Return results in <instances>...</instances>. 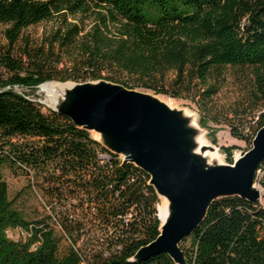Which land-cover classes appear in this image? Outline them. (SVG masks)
<instances>
[{
    "label": "trees",
    "instance_id": "obj_1",
    "mask_svg": "<svg viewBox=\"0 0 264 264\" xmlns=\"http://www.w3.org/2000/svg\"><path fill=\"white\" fill-rule=\"evenodd\" d=\"M43 22L53 25L41 39L26 34ZM0 24V264H176L167 254L132 260L161 233L149 174L13 87L104 79L190 99L211 118L233 70L252 113L264 108V0H0ZM255 124L253 133L241 124L232 134L253 145L264 113ZM234 148H224L230 162ZM6 164L35 175L49 219L28 222L13 208ZM189 238L188 264H264V199L215 201Z\"/></svg>",
    "mask_w": 264,
    "mask_h": 264
},
{
    "label": "water",
    "instance_id": "obj_2",
    "mask_svg": "<svg viewBox=\"0 0 264 264\" xmlns=\"http://www.w3.org/2000/svg\"><path fill=\"white\" fill-rule=\"evenodd\" d=\"M48 83L59 86L42 104L89 131L105 149L122 155L125 164L147 172L160 200L168 201L160 235L133 262L167 254L176 264H188L182 243L205 221L215 201L239 197L255 203L264 198L256 185L264 161V126L251 149L223 163L203 155L215 147L202 141L194 115L172 108L158 94L104 79L47 81L37 88L41 91Z\"/></svg>",
    "mask_w": 264,
    "mask_h": 264
},
{
    "label": "rangeland",
    "instance_id": "obj_3",
    "mask_svg": "<svg viewBox=\"0 0 264 264\" xmlns=\"http://www.w3.org/2000/svg\"><path fill=\"white\" fill-rule=\"evenodd\" d=\"M52 25L53 22L40 23L27 29L26 34L30 35L33 39H41L44 33L50 30ZM5 29L6 26L0 24V48L7 43L4 34ZM244 86L245 84L241 76L236 71H229L223 87L210 106L212 110L211 118H203L204 116L201 115L198 105L190 99L173 98L166 95L159 96L175 105V107L184 109L194 115L198 127L201 130L202 141L218 149L219 158L223 163H230V155L224 148L235 147L232 151V157L235 159L242 151H248L252 147L250 142L244 137H235L232 134V128L244 124V127H242L244 134L248 133V131L253 133L254 129L250 126H253V128L256 127L255 122L257 121L258 115L264 113V108H259L248 114L244 112L246 109L244 102L246 92ZM13 88L15 91L25 94L40 103L46 99L45 93L39 91L38 88H25L20 86H14ZM45 107L48 108L46 105ZM46 108L44 109L45 111L47 110ZM233 124L234 126L232 127L231 125ZM18 140L24 141L23 138L16 139L15 141ZM3 174L8 184V195L13 203V208L18 210L26 221L36 222L41 219H49L51 211L49 206H45L47 198L43 197V192L38 187V182L34 174L28 175L25 171L12 167L9 164L4 165ZM256 185L259 186L258 183ZM56 234L61 236L58 230H56ZM81 243L82 241L79 242V246H81ZM67 247V239H62V252ZM182 248L189 257H192L194 254L193 239H186L182 243Z\"/></svg>",
    "mask_w": 264,
    "mask_h": 264
},
{
    "label": "bare ground",
    "instance_id": "obj_4",
    "mask_svg": "<svg viewBox=\"0 0 264 264\" xmlns=\"http://www.w3.org/2000/svg\"><path fill=\"white\" fill-rule=\"evenodd\" d=\"M59 86L58 83H48L43 85L41 92L45 93V95H54V92L56 91L57 87ZM161 99H163L162 97H160ZM169 106H171L172 108L175 107V105L169 103L168 101H166L165 99H163ZM205 145V144H204ZM117 155V154H116ZM203 155L208 159V160H214V159H219V161H222L219 158V152L218 149L215 148L214 150H207L205 153H203ZM121 156V155H120ZM138 167V166H137ZM141 169V168H140ZM147 173V172H146ZM261 173H263L261 170L258 169L257 171V176H261ZM150 176V175H149ZM262 192H264L263 188L261 189ZM161 203V204H160ZM158 209H159V214L161 217V220L163 221L167 214H168V201L165 198H162L160 200ZM7 235L10 238H14V232L12 231H8ZM19 235L21 238H27L29 236L28 232L23 230V229H19Z\"/></svg>",
    "mask_w": 264,
    "mask_h": 264
},
{
    "label": "built area",
    "instance_id": "obj_5",
    "mask_svg": "<svg viewBox=\"0 0 264 264\" xmlns=\"http://www.w3.org/2000/svg\"><path fill=\"white\" fill-rule=\"evenodd\" d=\"M99 157L102 161L104 160H110L111 159V156H109L108 154H99ZM121 160H125L124 157L121 155ZM264 178V173H261V176H256V183L259 184L258 188L261 190V182H262V179ZM264 199V198H263ZM263 199H261L260 201L262 202ZM159 205V204H158ZM158 208V206H157ZM158 216H159V219L161 220V217H160V214H159V209H158ZM12 240H15V239H12Z\"/></svg>",
    "mask_w": 264,
    "mask_h": 264
}]
</instances>
